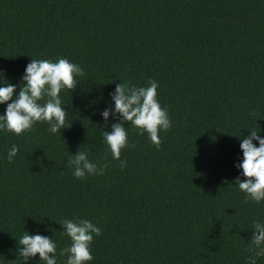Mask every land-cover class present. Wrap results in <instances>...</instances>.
Returning <instances> with one entry per match:
<instances>
[{"label": "trees", "instance_id": "16d2710c", "mask_svg": "<svg viewBox=\"0 0 264 264\" xmlns=\"http://www.w3.org/2000/svg\"><path fill=\"white\" fill-rule=\"evenodd\" d=\"M60 58L85 73L60 94L71 127L0 130V264H44L20 256L26 232L51 237L66 264L59 222L76 218L102 232L88 264H248L264 201L246 200L236 165L250 129L264 137V0H0V87L18 93L32 59ZM150 79L172 127L157 149L126 124L121 169L103 137L119 120L102 112L117 84ZM79 151L105 174L76 178Z\"/></svg>", "mask_w": 264, "mask_h": 264}, {"label": "clouds", "instance_id": "9594fccd", "mask_svg": "<svg viewBox=\"0 0 264 264\" xmlns=\"http://www.w3.org/2000/svg\"><path fill=\"white\" fill-rule=\"evenodd\" d=\"M85 75L80 65L60 58L57 62L32 59L26 66L22 77L23 85L17 93V85L8 83L0 87V104H7L6 111L0 115V130H7L16 135L34 130L38 122H46L53 134L66 126L67 111L62 106V90L75 91ZM5 78L0 77V80ZM158 82L149 80V86L136 87L131 82L119 83L113 93L114 110L106 108L102 112L105 121L110 116L117 117L119 122L111 125L112 131L103 133L104 140L114 160L120 161L121 169L127 167V160L122 159V150L130 146L126 124L139 130V134H148L151 142L159 149L162 139L161 131H168L172 121L168 110L158 100ZM43 102V103H42ZM251 135L242 138L240 148L243 160L236 167L243 170L244 179L237 178L239 190L246 194V200L260 203L264 201V137L256 129H250ZM254 141L259 142L257 146ZM135 147V145H131ZM19 149L13 145L8 153L9 162H13ZM73 168V175L78 179H86L89 175L105 174L108 164L98 166L88 158V154L79 151L68 160ZM64 234L71 244L60 250V256H67L66 264H88L94 259L91 245L94 236L102 234L101 229L88 219H65L62 222ZM254 234L249 243L248 264H257V257L264 256V223L255 222L252 226ZM19 254L24 261L39 258L44 264H57V245L48 236L26 232L18 240Z\"/></svg>", "mask_w": 264, "mask_h": 264}]
</instances>
